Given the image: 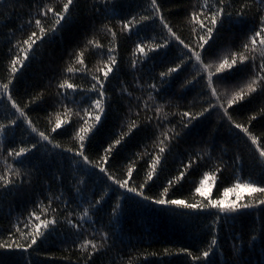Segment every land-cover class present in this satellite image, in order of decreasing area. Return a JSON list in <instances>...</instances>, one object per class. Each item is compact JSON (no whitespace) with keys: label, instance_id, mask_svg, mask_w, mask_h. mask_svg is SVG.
I'll use <instances>...</instances> for the list:
<instances>
[{"label":"trees","instance_id":"16d2710c","mask_svg":"<svg viewBox=\"0 0 264 264\" xmlns=\"http://www.w3.org/2000/svg\"><path fill=\"white\" fill-rule=\"evenodd\" d=\"M52 2L53 0H0V82H6L9 60L18 51L14 45L17 41L26 38L33 30L25 21L35 14L37 7ZM193 3L195 0H162L166 18L186 43H192L195 39L185 23V17ZM239 3L240 0H235L233 9L238 8ZM146 6L147 0H112L107 13H95L92 0H75V7L71 9L67 22L63 23L55 34H49L43 42L38 41L37 45H34V51L29 54L30 58L25 61V66L20 68L11 86L13 98L23 106L40 92H44V98L35 104H30L25 111L40 130L47 129L49 113L59 107L56 83L64 75L63 69L70 54L82 47L93 34L98 35L106 51L112 38L100 32V26L111 21L114 30L117 31L115 46L119 66L106 87L116 102L112 103L107 116L103 118L102 125L92 137L89 155L96 159L97 153L102 152L106 143L121 130V124L127 123V117L131 115L128 112L129 105L132 107V113L140 111L141 121L145 116L154 117V113L145 110L143 105L148 101V92L152 91L148 85L156 83L160 87L159 93H153L156 96V105H164L171 101V104L165 107V111L171 113L170 123L165 122V127L175 126L177 131H181V135L172 141L171 150L166 153L162 161V170L158 171V175L153 178L154 182H150L146 188L148 195H156L162 190L161 186H166L169 179L184 170V165L190 158L195 159V154L202 148L210 155H206L203 161L194 164L185 178L170 189V198L188 200L202 172L217 164L224 169L216 185L221 192L224 187L234 182L237 174L243 179L261 180V168L256 158L258 154L249 150L250 142L243 133L232 128L228 121L222 118L220 109H213L199 121H193L189 129H182L179 115H172L186 110L199 111L202 107H207L209 99L202 79L195 80L186 88L181 87L186 80L192 79L196 74L191 62L178 75L174 74L161 83L159 73L173 66V62H178L181 53L187 51L182 45L173 41L169 48L149 53L147 58H141L143 62L138 63L135 69L130 66L131 61L136 59L133 51L137 43L159 41L161 36L166 35L159 21L138 25L131 32L119 31L118 21L144 14ZM253 25L251 14L244 21L237 20L234 14L233 20H226L216 34L209 52H227L239 48ZM100 58L98 54L93 53L86 58V62L92 67ZM104 58L106 59V56ZM247 72L248 69H245L241 75H246ZM74 79L85 87L91 83L90 77L77 76ZM124 87L132 93L131 97L121 94L120 89ZM73 95L79 100V94ZM137 97L140 99L137 100ZM148 104L150 109L154 106L152 101H148ZM262 105H264V97L254 95L250 102L233 113L234 119L237 122L247 123L248 117L255 114ZM17 115L6 98L0 99V122L7 123L8 119ZM132 118L136 119L134 115ZM155 124L156 120L153 119L150 125H142V130L137 131L119 146L117 153L109 162L110 171L119 172L129 161L137 160L138 173H134L135 182H142L147 170L145 162L148 157L139 160L137 153L143 152L145 147L152 151L151 145L154 139L152 133L157 131ZM250 130L257 135L264 133V119L258 117ZM58 131L59 135L53 134L55 140L66 147L71 146L72 129L69 127L67 130ZM36 139L38 137L31 133L22 120H18L17 126L10 127L0 137V174L4 173L5 160L8 164L30 173L24 178L25 182L22 185L18 183L11 195L0 196V242L11 238L26 243V240L20 239L19 234L12 235L15 233L13 225L18 219L20 221L28 219V213L36 209L41 201L46 205L50 197H61L53 199L52 202V208L57 209L56 214L60 223L55 230L46 233V236L27 252L0 249L2 264H29V262L30 264H77L78 259L81 258L77 250L80 239L82 236H90L93 230L101 228L110 232L112 247L107 253L96 258L98 264H112V262L128 264L129 261L132 264H198L179 250L188 248L194 254H199L205 249L211 238L210 226L214 218V210L194 211L158 206L124 193V198L120 200L122 207L119 215L113 219L110 216L111 208L123 190L111 185L98 169H91L82 163L74 164L72 154L51 149V146H40L38 152L33 151L30 155L17 160L7 155L11 148L29 145ZM237 153L243 158L242 165L235 163ZM238 169L242 170L238 172ZM80 178H84L86 183L79 185L82 191L77 193L76 182ZM216 188L213 189L214 196ZM105 189L108 195L99 206V212L93 210L92 220L83 224L82 234H77L64 223L65 215L74 213L71 219L75 221L77 219L75 213L87 206V201L99 198L102 190ZM53 214L49 213L50 216ZM262 223H264L262 208L245 210L223 218L217 229L218 246L209 257L211 264H232L233 245L240 247L239 259L243 264H264V242L257 239L252 247L246 243L252 229L255 228L258 233ZM20 227L22 231H27L22 223ZM165 249H168L170 254H165Z\"/></svg>","mask_w":264,"mask_h":264},{"label":"snow or ice","instance_id":"6c2138e0","mask_svg":"<svg viewBox=\"0 0 264 264\" xmlns=\"http://www.w3.org/2000/svg\"><path fill=\"white\" fill-rule=\"evenodd\" d=\"M234 3L235 0H195L185 17V23L195 37L192 43H186L177 31H174L164 14L165 9L162 6V0H147L144 14H139L138 17L132 16L131 19H121L117 23L119 24V31L124 33L131 32L138 25L159 21L166 33V35L161 36L159 41H142L136 44L133 51V56L136 59H133L130 65L134 69L138 63L143 62L141 58H147L149 53L169 48L173 41L187 50L181 53L178 62H173V66H169L165 71L159 73L160 81L163 83L166 78H171L174 74L178 75L191 62L196 74L192 79L186 80L181 87L186 88L195 80L202 79L209 99L207 107H202L199 111L186 110L172 115H179V124L182 129H189L193 121H199L200 118L211 113L213 109H220L222 118L226 119L232 128L243 133L246 140L250 142L249 150L258 154L256 158L261 168V180L243 179L237 174L234 182L224 187L221 192L219 188H216V185L224 169L217 164L202 172L201 178L188 200L170 198V189L185 178L186 173L192 169L194 164L203 161L206 155H210L202 148L195 154V159L190 158L188 163L184 165V170L169 179L166 186H161L162 190H159L156 195H148L146 188L150 182H154L153 178L158 175V171L162 170V161L165 159L166 153L171 150L172 141L181 135V131H177L175 126L165 127V122L170 123L169 115L171 114L165 111V107L170 105L171 101L164 105H156V96L153 93L160 92V87L156 83L148 85V88L152 90L148 92V101H152L154 106L150 109L148 101H145L143 105L145 110H151L154 113V117L145 116V119L141 121L139 120L140 111L132 113V107L129 105L128 112L131 115L127 117V123L121 124V130L106 143L102 152L97 153L96 159L89 155L92 137L102 125L103 118L107 116L112 103L116 102L106 87L119 66L117 47L115 46L117 31L114 30L111 21L102 23L100 26V32L112 38L106 51L105 45L98 35L93 34L82 47L70 54L63 69L64 75L56 83L59 107L54 112L49 113L47 118L49 127L40 130L25 109L29 108L30 104L42 100L44 92H40L28 103L21 106L13 98L11 86L20 68L24 67L25 61L30 58L29 54L34 51V45H37L38 41L43 42L49 34H55L63 26V23L67 22L71 9L75 7V0H53L52 3H44L42 7H37L35 14L25 21L33 30L26 38L17 41L14 45L18 51L9 60L6 82H0V99L6 98L11 108L15 109L18 115L8 119L7 123L0 122V137L10 127L17 126L18 120H22L38 139L29 145L11 148L7 155L13 160H17L30 155L33 151L38 152L40 146H51V149H59L61 152L72 154L74 164L82 163L91 169H98L111 182V185L123 190L111 208L110 216L113 219L119 215L122 207L120 200L124 198V193L132 194L143 201L158 206L194 211L212 212L214 210V218L210 226L211 238L205 249L199 254H194L188 248L179 250L180 253L190 257L193 262L211 264L209 257L218 246L217 229L221 225L222 219L249 209H264V133L257 135L250 130L258 117L264 119V105L260 106L255 114L248 117L247 123L237 122L233 116V113L243 107L245 103L250 102L254 95L264 97V0H240L239 7L233 9ZM111 5L112 0H92V8L95 13H107ZM234 14L235 18L240 21H244L249 14L252 15L254 25L250 27L245 40L235 50L210 53L209 49L212 48L216 34L226 20H233ZM93 53L98 54L101 58L92 67H89L86 58ZM245 69H248L247 74L241 75ZM77 76L90 77V85L85 87L77 83L74 79ZM221 86H223V92H221ZM120 92L127 94L128 97L132 96L126 87L121 88ZM73 94H79V100ZM222 96L223 102H221ZM136 99L139 100L140 98L137 97ZM132 115L136 119H133ZM153 119L156 120L155 128L157 131L152 133L154 137L151 145L152 151L145 147L143 152L137 153L139 160H143L145 156L148 157L145 162L147 170L142 182H135L134 173H138L137 160L129 161L124 169L119 172L110 171L109 162L117 153L119 146L137 131L142 130V125H150ZM69 127L72 129L70 133L71 146L66 147L55 140L53 134L59 135L58 130H67ZM145 130L147 131V129ZM235 163L237 165L243 164V158L239 153L235 156ZM5 165L4 173L0 174V196L7 197L12 194V190L18 186V183L22 185L25 182L24 178L30 173L8 164L7 160H5ZM241 170L238 169V172ZM76 183L78 185L76 191L80 193L82 190L79 185H84L86 180L80 178ZM214 188H216L215 196L213 195ZM107 195L108 191L102 190L99 198L87 201V206L75 213L77 217L75 221L71 219L74 213L70 212L64 216V223L77 234H82L83 224L92 220L93 210L99 212V206ZM230 197H234V199H230ZM60 198V196L50 197L46 205L41 201L36 209L28 213V219L24 221L18 219L17 223L13 225L15 233L12 235L19 234L20 239L26 240V243L17 242L10 238V240L0 242V249L27 252L34 245H37L38 241L46 236V233L55 230L60 221L57 218V209L52 208V202L53 199ZM50 212L54 214L50 216ZM21 223L27 231L21 230ZM109 223L111 224V220ZM257 239L264 242V223H262L258 233L255 228L252 229L246 243L252 247ZM110 240V232L103 228L93 230L90 236H82L77 244V250L81 254L77 264H98L96 258L111 249ZM165 254H170L168 249H165ZM239 254L240 247L233 245L232 264H243V261L239 259ZM128 264H132V262L129 261Z\"/></svg>","mask_w":264,"mask_h":264}]
</instances>
